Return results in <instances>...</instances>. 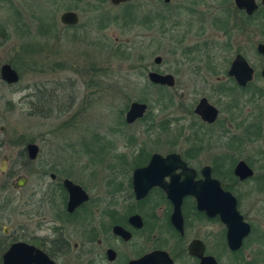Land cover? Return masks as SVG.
I'll list each match as a JSON object with an SVG mask.
<instances>
[{"label": "flooded vegetation", "instance_id": "flooded-vegetation-1", "mask_svg": "<svg viewBox=\"0 0 264 264\" xmlns=\"http://www.w3.org/2000/svg\"><path fill=\"white\" fill-rule=\"evenodd\" d=\"M185 1L179 0L167 14L161 9L139 13L137 25L152 28L169 21L175 33L179 27H186L180 42L189 38L191 44L185 48L188 59L200 61L195 69L196 78L208 83L209 78L204 79L202 73L217 75L215 92L222 99V106L219 108L202 97L190 110L195 119L187 117L182 125L179 118L155 122L149 127L148 139L161 129L171 128L174 121L182 129L186 148L167 154L155 152L150 159L148 155L139 162L143 165L127 167L129 161L143 154L141 145L132 159L129 153L120 157L125 162L119 164L122 167H106L104 179L95 180L94 167H89L92 182L99 184L95 189L78 181L74 169L5 167L0 176V264H5V254L7 264H264V222L258 224L242 208L247 199H264V89L259 86L264 83V53L259 50L264 42L256 40V32H264V26L260 25V22L264 25V0H254L257 8L252 14L232 0L236 19L228 29L231 20L218 14L221 7L218 0L190 4ZM163 2L172 5L174 0ZM214 30L217 35L211 34ZM219 31L225 36L221 37ZM241 39L245 50L254 52L259 59L242 51ZM213 52L224 55L218 60L223 65L213 64V57L209 56ZM158 57L162 59L159 63ZM237 59H243L252 72L251 80L244 85L231 75ZM162 63L161 56L154 58L156 67ZM150 73L170 75L174 83L171 86L152 83ZM147 78V87L159 91L177 87L176 75L159 69L150 70ZM158 101L169 107V98L161 96ZM207 104L218 112L214 122L206 119ZM146 105L144 116L133 123L127 122L129 107L126 127L148 118L150 107ZM223 114L224 123L220 121ZM216 127L219 132H214ZM215 137L219 152L207 163H195L207 150L206 140ZM253 143L255 151L241 159ZM26 151L30 157L29 146ZM155 155L163 158L179 155L186 167L144 171L140 174L145 178L141 184L150 186L137 188V171L148 168ZM242 163L248 167L240 174L237 169ZM208 175L236 199L237 210L249 225L244 236L240 231L230 235L228 225L219 215L210 216L199 210L197 198L188 185L207 183ZM208 189V186L204 189L207 194L211 192Z\"/></svg>", "mask_w": 264, "mask_h": 264}, {"label": "rangeland", "instance_id": "rangeland-1", "mask_svg": "<svg viewBox=\"0 0 264 264\" xmlns=\"http://www.w3.org/2000/svg\"><path fill=\"white\" fill-rule=\"evenodd\" d=\"M193 1L205 0L185 2ZM178 2L166 5L163 0H133L114 6L107 0L95 7L88 0H0V74L1 67L10 64L21 77L15 85L0 78V176L5 167H61L77 170L76 179L95 189L99 184L92 182L89 167H94V179L98 180L104 179L106 167H122V155L129 153L132 159L141 145L143 154L127 167H137L155 152H182L187 145L180 125L187 117L193 120L190 110L202 97L222 106L215 92L217 75L202 73L208 83L196 78L200 61L188 59L185 48L191 44L189 38L180 42L186 27L175 33L169 21L152 28L138 27L133 21L139 13L152 10L167 14ZM218 2V14L231 20L228 29L236 19L233 1ZM70 10L80 17L75 27L60 21ZM211 34L217 35V31ZM219 35L225 33L219 31ZM256 40L264 42L263 31L256 32ZM242 43L241 39L243 52L259 59ZM156 56L163 58L158 67ZM209 56L216 67L223 65L218 60L224 55L213 52ZM155 69L176 75L177 87L167 91L147 87V74ZM259 86L264 89L263 82ZM161 96L169 98V107L158 101ZM133 102L148 104L149 116L126 127L125 116ZM178 118L182 119L180 125L171 121V128L148 139L149 127L155 122ZM225 120L226 115H221L220 121ZM206 141L207 150L195 162L198 165L219 152L217 137ZM30 145L38 147L35 158L27 155ZM254 145L247 147L241 159L255 151ZM242 208L258 224L264 222L263 198L247 199Z\"/></svg>", "mask_w": 264, "mask_h": 264}, {"label": "water", "instance_id": "water-1", "mask_svg": "<svg viewBox=\"0 0 264 264\" xmlns=\"http://www.w3.org/2000/svg\"><path fill=\"white\" fill-rule=\"evenodd\" d=\"M110 3L114 6H119L121 4L127 3L131 0H109ZM236 4L241 8L245 9L249 14H252L254 10L257 8L254 0H236ZM80 22V17L77 12L67 11L61 15V23L66 26H77ZM260 52L264 53V46L259 47ZM162 59L158 57L156 59L157 63H159ZM231 75L237 78V81L244 85L252 78V72L248 66V64L243 59H237L232 67ZM1 79L9 85H15L20 82V74L19 72L12 67L10 64H5L1 67ZM149 79L152 83L161 84V85H173V78L170 75L162 76L157 73H150ZM206 102V101H205ZM208 106L209 113L206 119L209 122H214L217 118V110ZM147 105L141 104L139 102H133L130 106V110L127 114V122L133 123L136 120L142 118L146 113ZM30 156L35 158L38 153V147L36 145L29 146ZM148 168L144 170H139L136 173L135 177V185L137 188L145 187L148 188L150 185L141 184L145 181L144 177H141L140 174L142 172L150 171H158L163 167H186V164L181 161L179 155H172L168 158H163L159 155H155L151 161V163L147 166ZM160 167V168H159ZM248 166L242 163L240 164L237 172L243 173V171H247ZM173 169V168H172ZM246 177L249 176V172L246 173ZM191 180V178L189 177ZM208 184L206 182L201 183H191L188 185L190 189H192L191 193L197 198L198 208L201 211L207 212L210 216L219 215L222 220L228 225L230 229V235L235 232L240 231L241 235H245L249 231V225L246 224L240 216L237 210V201L231 196V194L224 192L218 182L213 180L207 176ZM208 186V191L211 189V192H204V189ZM80 188H78L79 190ZM213 189V190H212ZM214 191V192H213ZM181 204H178V208ZM234 238V237H233ZM5 264H7L8 254L4 256Z\"/></svg>", "mask_w": 264, "mask_h": 264}, {"label": "trees", "instance_id": "trees-1", "mask_svg": "<svg viewBox=\"0 0 264 264\" xmlns=\"http://www.w3.org/2000/svg\"><path fill=\"white\" fill-rule=\"evenodd\" d=\"M81 1H83V0H81ZM106 2H107V0H88L89 5L95 6V7H98L99 4H103V3H106ZM133 21H136V23H137V17H136V20H135V18H133ZM122 54H125V52H123ZM0 78H1V75H0ZM141 165H143V164H141V163H137L136 164L137 167L141 166Z\"/></svg>", "mask_w": 264, "mask_h": 264}]
</instances>
